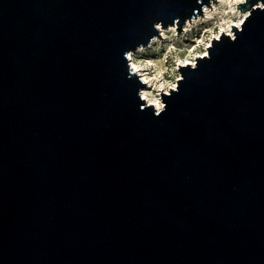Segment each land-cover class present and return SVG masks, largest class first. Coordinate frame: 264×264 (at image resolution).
I'll list each match as a JSON object with an SVG mask.
<instances>
[{
	"label": "water",
	"instance_id": "1",
	"mask_svg": "<svg viewBox=\"0 0 264 264\" xmlns=\"http://www.w3.org/2000/svg\"><path fill=\"white\" fill-rule=\"evenodd\" d=\"M213 2L0 0V264H264V0L159 116L126 57Z\"/></svg>",
	"mask_w": 264,
	"mask_h": 264
},
{
	"label": "rangeland",
	"instance_id": "2",
	"mask_svg": "<svg viewBox=\"0 0 264 264\" xmlns=\"http://www.w3.org/2000/svg\"><path fill=\"white\" fill-rule=\"evenodd\" d=\"M222 5L223 3H220L218 0L215 7L216 11L220 12ZM235 6L236 9L240 11L239 8H237V4H235ZM209 8L214 9L213 3ZM218 12L215 14V18L206 21L200 19L201 17L203 18L205 14L197 17L196 20L200 19V21L193 23V26L186 31L184 25L180 31L182 33H178L176 29L177 25H171L167 28L161 27L160 25L159 30L162 38H154L149 46H142L143 50L135 54L134 58L139 66L147 61L152 62L149 66L140 67V72L138 74L142 79L144 76L151 78L158 73L161 74L160 79L150 81V88L149 83L146 84L145 88H148L151 94L159 96L160 100H162L161 92L168 93L170 88H172L170 85H177L178 79L181 78V73L178 68H180L181 65H186L187 63H185V61H194V63H196V57L204 56L206 51L208 53L207 47L211 45L212 40L216 38L218 34H222L221 30L224 28ZM236 13L237 12L231 15L230 23L238 21L239 15ZM193 19L191 21H193ZM187 23L188 21L186 24ZM225 26H227V24ZM173 28L175 32L171 31ZM223 32L228 34L227 31ZM161 33H163V35H161ZM140 48L141 47H139L138 50ZM158 85H164L163 90H161Z\"/></svg>",
	"mask_w": 264,
	"mask_h": 264
},
{
	"label": "clouds",
	"instance_id": "3",
	"mask_svg": "<svg viewBox=\"0 0 264 264\" xmlns=\"http://www.w3.org/2000/svg\"><path fill=\"white\" fill-rule=\"evenodd\" d=\"M225 2L229 3L230 5H232V4H242V3H245V0H221V3H225ZM257 8H259L261 10H264V3H257V4H255L253 6V10H255ZM232 11L235 12V9L233 8ZM236 14L237 15H240L239 13H236ZM249 16H251V11H246V12L243 13V18L239 19V22L236 24V27L240 31L243 30L242 29V25H244L245 24V21L249 19ZM155 28L156 29H159L160 28V24L159 23L156 24L155 25ZM171 31L172 32H175V29L173 28V29H171ZM222 31H223V29H222ZM161 35H163V33H161ZM236 39H237V37L233 35L232 36V41H235ZM140 50L142 51L143 48L141 47ZM204 55L207 56L208 53L205 52ZM126 57H127V60L128 61H132V54H131V52L126 53ZM185 63H187V61H185ZM151 64H152L151 61L144 62V64L143 65H140V66H138L136 63H132L130 65V67H131V73H139L141 66H149ZM195 67H196L195 64H193V69H195ZM160 75L161 74L158 73L156 76H153L151 78L145 77L143 79V83L147 84V83H150L151 80H158V79H160ZM158 87L161 90H163L164 85H158ZM170 87H172L173 89H176V91L178 90V87L175 84L170 85ZM138 95H139V98L141 100H148L149 97L151 96V93L143 92V90L141 89L139 91ZM165 95L169 96L167 93H165ZM151 104L155 106V115H157V116H159L161 113H163L165 111V109H166V104L164 102L162 103L161 100L158 99V98H155V97L152 98ZM141 107L143 108L144 106L142 105Z\"/></svg>",
	"mask_w": 264,
	"mask_h": 264
},
{
	"label": "bare ground",
	"instance_id": "4",
	"mask_svg": "<svg viewBox=\"0 0 264 264\" xmlns=\"http://www.w3.org/2000/svg\"><path fill=\"white\" fill-rule=\"evenodd\" d=\"M218 1V0H217ZM220 1V3H221V0H219ZM210 6H206V8L204 9V11H205V16L202 18H200V19H202V20H204V21H206V20H209V19H213V18H215V14L218 12V11H216V3L215 2H213V7H214V9H210L209 8ZM235 9V12H237V13H239L240 15H239V19H241V18H243V12H241V11H238L237 9H236V6H235V4H232V5H230L229 3H227V2H225V3H223V5H222V8H221V11L220 12H218L219 14H220V18L222 19V22H223V25H224V28H222L223 29V31H227L228 32V34H230V35H233V30H231L232 29V24H237L238 22H239V19H238V21H236V22H231L230 23V17H231V15L232 14H234L235 12H233L232 11V9ZM200 19H198V20H196V18L195 19H193V21H189L188 20V23L187 24H185V31H186V29L188 30V29H190L192 26H193V23H195L196 21H200ZM227 24V26H225ZM222 30H221V33L223 32ZM219 35L220 34H218L217 36H216V38L217 37H219ZM154 44V43H153ZM139 51H141L140 49L137 51V52H131V54H132V61H131V64L132 63H136L137 64V62L135 61V58H134V56H135V54L136 53H138ZM206 53H207V51H206ZM185 64V63H184ZM187 64H195L194 63V61H187ZM138 65V64H137ZM139 66V65H138ZM146 76H144L143 77V79L145 78ZM182 78V77H181ZM176 85V84H175ZM151 87V84L149 83V88ZM143 92H147V93H150L149 92V89L147 88H145V89H143ZM158 98V99H160L159 98V96H157V95H153V94H151V96L149 97V99L148 100H146L148 103H151V100H152V98ZM161 102L163 103V101L161 100Z\"/></svg>",
	"mask_w": 264,
	"mask_h": 264
},
{
	"label": "built area",
	"instance_id": "5",
	"mask_svg": "<svg viewBox=\"0 0 264 264\" xmlns=\"http://www.w3.org/2000/svg\"><path fill=\"white\" fill-rule=\"evenodd\" d=\"M219 38V37H218Z\"/></svg>",
	"mask_w": 264,
	"mask_h": 264
}]
</instances>
